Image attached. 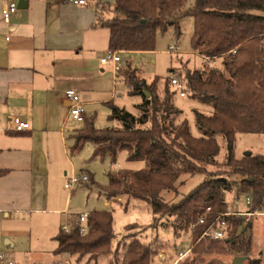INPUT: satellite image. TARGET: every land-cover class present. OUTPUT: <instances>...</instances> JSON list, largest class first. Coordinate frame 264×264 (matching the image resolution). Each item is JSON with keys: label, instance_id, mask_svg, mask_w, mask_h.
<instances>
[{"label": "trees", "instance_id": "16d2710c", "mask_svg": "<svg viewBox=\"0 0 264 264\" xmlns=\"http://www.w3.org/2000/svg\"><path fill=\"white\" fill-rule=\"evenodd\" d=\"M186 2L116 0L113 17L99 19V25L110 31V50L152 52L159 34L173 30L180 40L181 21L188 16L193 18L192 50L207 59H223L222 69L186 73L185 92L189 98L213 109L210 115L195 111L199 135L192 133L186 119L175 129L170 128L168 117L180 116L182 111L174 106L167 85L163 98L158 93L159 79L148 84L139 78L138 69L128 64L118 74L130 95L143 98L137 107L139 115L110 104L109 120L120 123L121 128L97 129L94 119L86 118L72 153H79L90 143L95 146L93 160L109 158L117 164L119 154L127 151L129 162H145V168L139 171L111 172L108 186L102 189L107 199L141 200L160 218L173 217L172 227L177 232H189L193 244L180 264H231L219 258H204L250 252V242L244 244L239 234L244 218H220L228 212L226 194L233 190V183L225 173L208 168L218 165V138H222L227 149L225 167L230 168L226 174L241 177L240 193L253 199L247 211L264 210V155L244 154L241 159L235 156L239 134H264V0H195L191 8L186 7ZM169 83L172 86L171 79ZM185 174H205L206 179L181 201L169 204L163 193L176 192V183ZM208 209L204 224L195 226ZM87 226L84 235L77 226L69 233L60 230L55 253L78 255L79 259L90 256L92 260L111 255L116 238L113 214L106 210L89 212ZM212 229H221L225 238H202ZM124 251L116 264L153 263L154 252L138 239L126 245ZM248 264L262 262L248 258Z\"/></svg>", "mask_w": 264, "mask_h": 264}, {"label": "crops", "instance_id": "0c3cea01", "mask_svg": "<svg viewBox=\"0 0 264 264\" xmlns=\"http://www.w3.org/2000/svg\"><path fill=\"white\" fill-rule=\"evenodd\" d=\"M87 1L83 7L62 0H18V12L6 23L5 2L0 0V252L22 264L65 260V254L55 253L56 237L63 225L78 219L68 207L80 186L71 193L65 188L67 179L78 174L69 173L67 166L81 152L72 153L75 138L86 118H93L96 126L111 115L110 104L121 99L123 79L113 63L101 62L110 50V31L99 25V19L113 17L116 0ZM175 49L170 52L180 54ZM129 53L137 52L120 55ZM69 89L81 96L84 122L70 117L64 98ZM16 119L28 122L30 129L15 132ZM94 152L92 145L89 162L101 160L92 159ZM127 156L122 151L112 167L145 168V162H129ZM83 168L79 174L86 173L99 186L89 168ZM103 188L99 186L100 192ZM103 197L109 208L111 202Z\"/></svg>", "mask_w": 264, "mask_h": 264}, {"label": "rangeland", "instance_id": "374dc122", "mask_svg": "<svg viewBox=\"0 0 264 264\" xmlns=\"http://www.w3.org/2000/svg\"><path fill=\"white\" fill-rule=\"evenodd\" d=\"M194 4L195 0H187L186 7L191 8ZM193 26V18L190 16L185 17L181 21L182 37L180 40H177L174 31L170 30L165 34L158 35L154 53L137 52L122 54L120 56L123 61L121 64L122 72L130 64L133 69H138L137 75L139 78L144 79L148 84H152L156 79H159L158 93L163 98L167 85L172 94L174 106L182 111V115L180 116L172 115L168 117V126L175 129L183 119H186L190 124L192 133L198 136L199 132L195 124V111L210 115L213 111L212 106L190 99L187 92L186 96L182 98L177 88L172 87L169 82L172 76L176 75L186 87V73L196 70L209 71L212 68L222 69L223 59L219 58L214 62L205 61L199 55L193 53L191 47ZM170 46L177 47L180 54L171 53ZM119 90L121 99L117 101L116 105L134 115H139L137 107L142 103L143 98L141 96L130 95L129 89L124 82L120 84ZM109 116L102 117L97 123L96 128L121 127L118 122L108 121ZM218 142L221 147L220 154L217 158L218 165L209 167L208 169L216 173H225V176L230 177L229 180L233 183V190L226 194L227 206L233 212H245L246 195L240 193L242 178L227 175L230 168L225 167L227 154L226 144L222 138H218ZM247 152H251L252 156L258 154L264 155V134H239L237 136L235 156L241 159ZM91 155L92 145H87L77 156L71 157L72 164H67L69 168L68 172L72 173L76 171L79 174L82 170H85L84 168L80 169V166H87L89 169H86V171L94 175L95 183L105 188L109 183L108 174L116 171L115 169L117 167H112L110 159L89 162ZM205 179V174H185L176 183V192L165 191L163 197L169 204L178 203L193 189L203 183ZM99 186L92 184V182L80 186L71 197L68 208L73 215L83 214L86 211L103 210L110 211L113 214L116 238L112 243L111 255L93 260L90 259V256L79 259L78 255H70L74 264H114L113 262L116 264V261L120 263V259L123 258L125 252V246L135 239H138L143 245L150 247L154 252L152 264H164L158 260L156 256L157 252L164 251L166 260L172 264L180 252H185L192 248L193 244L190 233L175 231L174 227H172L173 217L160 218L161 215H156L146 202L137 199H128V197H120L124 199L122 203H118L116 200L115 202H111L109 208H106L104 206V193H102V197H99V194L102 192H100ZM235 198H239L237 205L233 204ZM243 231L244 233H242ZM239 234L241 239L245 240L244 244L250 242V252H245L240 255L238 253L223 256L205 255L204 258L206 261L219 258L233 264L235 257L242 256L248 257L249 259L261 260L262 264H264V216H254L250 220L244 218V225ZM244 264H248V260Z\"/></svg>", "mask_w": 264, "mask_h": 264}, {"label": "built area", "instance_id": "2783aa9c", "mask_svg": "<svg viewBox=\"0 0 264 264\" xmlns=\"http://www.w3.org/2000/svg\"><path fill=\"white\" fill-rule=\"evenodd\" d=\"M62 1L65 3H73L75 5H79L83 7L89 5L87 0H62ZM4 2H5L4 8L2 10L3 20L6 23H10L12 17L18 12L19 9L18 0H4ZM170 51L175 52L176 51L175 47L171 46ZM231 53L234 54L235 51ZM120 61H121L120 51H115V50H109L107 55L101 60L103 64L113 63L115 65V69L117 73H119L122 70ZM171 84L173 87L177 88V90L180 92L181 97L186 96L185 84L182 81H180L178 76L176 75L172 76ZM64 98L69 103V111H70L71 119L78 122H84L85 108L80 94L74 89H69L65 92ZM29 129H30V124L28 122H23L20 119L15 120V132L21 133ZM88 182H89V176L86 173L72 174L67 179L65 188L71 193L79 186L87 184ZM238 201L239 198H235L233 204L237 205ZM252 201H253L252 197L250 195H246L245 212H236V211L233 212L230 210V208H228V212L226 214L221 215L220 218L225 216H239V217H244L247 220H250V218L254 216H264V210L257 209L255 210V212L247 211L248 209H250L252 205ZM209 212L210 209H208L199 218L195 226L204 224ZM87 222H88V213L79 214L78 219L74 223H71L69 225L68 224L63 225L61 230L65 233H69L73 226H77L79 228L80 233L84 235L88 232ZM204 237L212 240H221L225 238V234L221 229H212L204 233L202 238ZM191 249L192 248L188 249L185 252H180L178 254V257L173 261L172 264H180L191 252ZM156 256L160 262H163L164 264H170L166 260L164 251L157 252ZM0 264H22V263L13 260L5 252H0ZM57 264H74V261L69 254H65V260Z\"/></svg>", "mask_w": 264, "mask_h": 264}, {"label": "water", "instance_id": "95a60500", "mask_svg": "<svg viewBox=\"0 0 264 264\" xmlns=\"http://www.w3.org/2000/svg\"><path fill=\"white\" fill-rule=\"evenodd\" d=\"M245 155L250 156L251 152H247V153H245ZM247 260H248V257L238 256V257L234 258L233 264H244V262Z\"/></svg>", "mask_w": 264, "mask_h": 264}]
</instances>
